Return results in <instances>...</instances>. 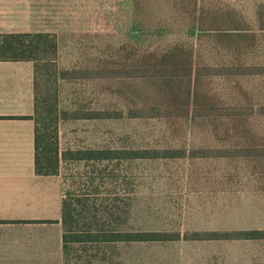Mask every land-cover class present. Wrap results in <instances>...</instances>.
Here are the masks:
<instances>
[{"label":"rangeland","instance_id":"374dc122","mask_svg":"<svg viewBox=\"0 0 264 264\" xmlns=\"http://www.w3.org/2000/svg\"><path fill=\"white\" fill-rule=\"evenodd\" d=\"M226 1L242 8L244 13L248 14L247 18L250 16L251 19L245 27L264 29V23L258 20V13H264L261 8L264 0H219V3L224 4ZM165 5L166 0H147L145 8L150 7L153 14L148 18L150 22L147 28L155 29L160 23H165L166 19L167 24H173V14L165 10ZM93 11L94 16L88 26L91 33L64 35L59 41L61 61L66 68L76 66L79 70H84L90 67V61L96 60H110V63H113L111 69L120 67V62L117 63L120 60L119 48L122 47L125 59L130 63L135 54L126 47L139 38L145 40L147 36L152 39L156 37L152 31H145V27L140 26L147 19L143 15L139 17L138 24L135 23L137 17L133 14L129 0L98 1ZM188 22L189 19L180 16L178 27L181 31H187L185 26ZM248 32H237L240 46L254 43L260 54L259 60L264 61V32ZM243 35L251 37L246 38ZM208 47L209 52H205L204 60L210 65L217 55L213 56V49L210 45ZM256 57L258 58V55ZM92 72H95V69H92ZM114 81L119 80L102 79L98 76L91 80H73L63 89L60 96L61 108H67L69 103L77 102L80 97L86 102L83 110L89 112H113L122 109L125 107V94L122 93L121 96L115 93L117 84H114ZM256 81L260 80H243V86L249 89ZM203 85L205 91H209V85L220 93H223L222 89L225 88L223 83L211 84V81H206ZM228 89H232V85L228 86ZM235 91L237 92V86ZM257 94L258 101L264 103V84H261V90H258ZM254 103L258 104L256 101ZM72 108L75 106L72 105L70 109ZM200 123L201 128L194 137L188 136L189 156L190 150L200 145L210 146L214 141L213 137L207 136L209 131L201 132L207 126H204V122ZM161 127L153 120H128L126 116L120 120L60 121L58 142L63 152L67 149L105 147L147 148L156 145L157 141L164 147V144L170 143L172 139L184 137L183 133L177 132L165 134ZM219 135L216 139L221 144L233 143L236 140L235 137H224L222 132ZM206 139L209 140L204 141ZM250 170L253 175L249 173ZM260 175L255 167L249 168L241 163L237 168V160L225 158L192 161L187 157L138 162L132 165L122 163L116 166L113 164L106 169L92 164H62L59 177L63 185L72 184L79 176L85 180L91 176V207L85 212H105L109 222L111 221L110 229L170 234L181 232L183 237L180 241L159 243L72 245L69 256L65 257V264H264V241L185 240L187 234L191 236L196 232L264 229V192L261 191L263 185L259 183L256 190L254 181L261 178ZM86 213L84 217H78L80 226L87 225Z\"/></svg>","mask_w":264,"mask_h":264},{"label":"trees","instance_id":"16d2710c","mask_svg":"<svg viewBox=\"0 0 264 264\" xmlns=\"http://www.w3.org/2000/svg\"><path fill=\"white\" fill-rule=\"evenodd\" d=\"M170 1L173 3L172 13L175 10L174 3L185 2L184 11L187 17H192V22L186 27L187 31L184 32L183 38L167 39L168 36H175L174 26L161 24L159 28L153 30V34L156 33L157 36L155 39L147 36L143 42L134 43L143 49L145 55L144 67L139 71L136 68L108 70L102 65H99L95 72L87 69H62L58 61V35L0 34V62H31L34 66L32 118L35 120V170L39 176H60L62 164H92L106 169L113 164L132 165L138 162L187 157L192 160L225 158L231 161L237 158V149L229 145L218 148L198 147L190 150L189 156L187 139L189 133L200 128V122L203 121L199 119L205 120L204 126H207L208 130L231 133L240 127L237 116L248 118L255 115L252 104L237 106L235 91L236 86L245 78H264V64L260 63L259 59L249 61L248 50L251 43L240 46L241 41L238 40L237 31L249 29L244 26L247 22L243 10L229 1L224 4L219 3V0ZM198 15L201 19L197 28ZM145 31L150 30L147 28ZM208 45L213 49L211 54L217 55L214 57L217 61H211L210 65L204 60L205 52H209ZM131 46L130 44L126 48L130 49ZM97 76L121 82L114 81V84H117L114 91L121 96L122 93L125 94V107L113 112L110 110L89 112L83 110L86 102L78 97L77 102H71L67 108H61L60 96L66 85L76 79L88 80ZM206 81H211V84L223 83L225 85L223 93L216 92L211 85L208 86L209 91H205L203 84ZM230 85L232 89H228ZM192 102L194 109L191 114ZM201 102L203 104H200ZM72 105L75 108L70 109ZM258 113L264 116V106H260ZM123 116L128 120L156 121L162 126L165 134L177 132L183 133L184 137L172 139L170 143H165L164 147L157 141L156 145L147 148L105 147L67 149L61 152L58 142L60 121L120 120ZM257 121L258 129H262L260 121ZM256 153L264 154V148H257ZM76 179L72 184H62L65 257L69 256L72 245L143 244L183 239L181 232L170 234L110 229L111 221L109 222L105 212H85L91 207L89 204L93 187L91 176L87 180L81 176ZM85 213L87 225L80 226L78 217H84ZM185 240L264 241V231L196 232L191 236L187 234Z\"/></svg>","mask_w":264,"mask_h":264},{"label":"crops","instance_id":"0c3cea01","mask_svg":"<svg viewBox=\"0 0 264 264\" xmlns=\"http://www.w3.org/2000/svg\"><path fill=\"white\" fill-rule=\"evenodd\" d=\"M98 1L103 0H0V34L52 33L58 35L60 41L64 35L91 33L88 26L91 24L95 12L93 10ZM129 1L133 14L137 17L135 23L138 24L139 17L142 15L147 18L145 23L140 25L146 30L150 22L148 18L153 15L150 7L145 8L147 0ZM171 4L173 3L170 0H166L165 10L174 15L172 17L174 18L172 19L173 24L169 23L168 25L174 26L175 36H168L167 39L177 36L183 38L185 34L184 31L179 33L181 29L178 27V20L180 16L189 19L185 26L188 27L192 22V17H187L184 11V8L186 9L185 2L174 3V13L171 12ZM261 8L264 9V5ZM243 14L245 22H248L251 19L250 16L247 18L248 14H245L244 11ZM200 19V15H198L196 18L197 28ZM263 19L264 13H258V20ZM166 21L168 20L166 19L165 23H160L155 29L159 28L161 24H167ZM148 29L152 32L154 30ZM242 31L264 32V29ZM250 32L248 33L250 34ZM243 36L251 37V35ZM141 41L143 42L144 38L142 40L139 38L131 44L130 50H133L135 55L130 63L125 59L121 47L119 48L120 60L117 62H120V67L111 69L113 63H110V60H105V62L96 60L95 62L90 61V67L84 68V70L87 69L91 72L92 69H95L96 71L99 65H102L108 70L136 68L139 71L144 67L145 55L143 49L134 43ZM252 44L253 46L250 44L248 50L250 62H253V59H259L260 55L255 44ZM58 61L62 69H78L76 66L70 68L63 66L60 46ZM262 61L259 60L264 64ZM249 79L260 81H256L251 88L246 89L243 86V80ZM249 79L245 78L237 85V106L252 104L255 108V115L248 118L237 116V123L239 122L240 125L237 131L231 133L222 131L224 137L236 138L233 141L234 144L232 142L221 144L220 141H217L215 138L220 137L218 130L211 131L204 127L205 130H201V132L209 131L207 136L214 138L212 145L205 146V148L215 146L218 148L222 145L236 148L237 168L241 163L248 165L249 168L255 167V170L261 174V178L254 180L256 190L260 183L263 185L261 191L264 192V154L256 153L257 148H264V116L258 113V109L260 106H264V103L258 101L259 94H257V91L261 90V84H264L262 83L264 78ZM253 86H257V88H253ZM255 101L258 104H255ZM193 109L192 102L191 114ZM33 116V63L0 62V264H65L62 182L59 176H39L36 173L35 120L32 118ZM256 119L260 121L262 129H258L259 122ZM89 121L96 120L90 119ZM200 125L202 124L200 123ZM189 135L193 136L192 133ZM199 136L205 137V135ZM207 140L209 139L204 141ZM249 173L254 174L252 170ZM255 230L264 231L261 228Z\"/></svg>","mask_w":264,"mask_h":264}]
</instances>
